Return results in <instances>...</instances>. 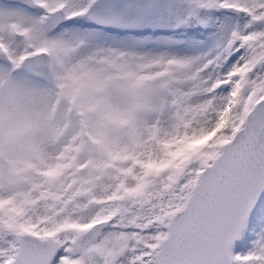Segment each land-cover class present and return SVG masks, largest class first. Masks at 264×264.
<instances>
[{
    "label": "snow or ice",
    "instance_id": "obj_1",
    "mask_svg": "<svg viewBox=\"0 0 264 264\" xmlns=\"http://www.w3.org/2000/svg\"><path fill=\"white\" fill-rule=\"evenodd\" d=\"M0 264H264V0H0Z\"/></svg>",
    "mask_w": 264,
    "mask_h": 264
}]
</instances>
